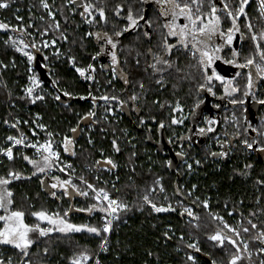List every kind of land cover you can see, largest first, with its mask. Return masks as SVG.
<instances>
[{
  "label": "snow or ice",
  "instance_id": "snow-or-ice-1",
  "mask_svg": "<svg viewBox=\"0 0 264 264\" xmlns=\"http://www.w3.org/2000/svg\"><path fill=\"white\" fill-rule=\"evenodd\" d=\"M14 2L15 0H0V11L9 10ZM253 2L255 16L249 15L248 12ZM33 9H38L41 14L37 16ZM20 11L16 8L10 18L0 19V34L7 37L3 40L4 46L18 53L26 63V83L22 88L23 95L18 97L19 100L36 105L38 102H46L48 97L52 96V93L46 90L45 80L35 69L38 56L44 62L43 68L46 73L52 71L50 59L59 61L63 58L80 78L94 84L99 83L95 63L81 66L74 52L77 45L84 49L86 40H94L98 46L96 53L87 57L88 59L95 62L101 57H107L109 60L107 66L101 65V71H108L111 74L107 81L111 92L96 96L89 91L87 97H79L81 100L90 99L92 108L83 115L77 113L79 119L76 126L68 129L71 135L64 134L60 140H56L60 133L49 130V127L41 122L42 117L38 113L34 120L16 119L14 122L4 120V124L16 130V134L5 137L4 145H0V156L13 162L17 158L16 152L20 151V158L31 165L33 171L31 176L25 177L21 172L10 168L6 174L0 175V264H41L43 257L39 251L33 249L38 247L44 238H50L54 233H59L65 238L76 233H87L98 238V251L82 247L78 251H73L66 259L68 264H101L100 253H108L111 250L110 238L115 231L116 222L122 219V213L132 211L133 207L141 212L147 207L150 214L175 213L177 208H180L182 210L179 215L189 217L190 224L199 221L200 216L192 207L185 204V201L197 191V185L193 184L191 189L185 192L177 184L170 197L163 177H158L152 181L151 186L146 185L142 193H138L137 203L130 206L125 199L113 196V191H120L115 183L111 184V189L107 187L108 181H103L105 186H100L98 173L112 172L120 167L112 155H105L104 150L100 149L101 158L85 166L87 171L97 173L90 177L77 174L72 163H65L62 160V152L76 157L75 146L79 135L85 128L91 133L94 127L99 126L100 133L105 134L103 138H107L109 133L112 136L110 140L112 153H122L120 146L122 137L131 145L133 150L130 151L127 160L133 161L137 157L134 150L136 144L132 143L135 137L129 140L127 138L130 133L127 129L109 127L112 124L109 117H115L117 112L130 108L131 112L137 114V126L146 128L149 134L153 132V125L159 133H163L165 129L172 130L167 142L179 148L175 151V156L185 165L186 173L192 174L194 165L201 167L206 160L192 157L191 145L189 150H185L184 142L191 141L192 137L177 133L175 128L184 126L189 119L196 121L198 110L204 104V100L200 98L201 93L216 96L214 89L219 84L223 89V95L219 99L227 97L233 106L245 105L249 97L256 104L264 106V99L258 98L256 94L260 82H264V0H235V3H230L229 0H60L59 3L57 0H38V3L33 2L28 9L31 14L27 22ZM76 16L80 17L81 25H87L89 29L79 37L75 33L81 25L76 24L74 20L69 23L72 17ZM225 22L229 25L227 28L224 27ZM241 23L247 29V35L241 31ZM69 27L72 28L71 33L68 31ZM126 35L134 37L127 44L123 40ZM235 43L249 45V54L244 56L242 63L239 59L241 51L234 46ZM65 45L68 46L66 50ZM49 49L51 56L46 52ZM225 49L230 51L231 59H224L221 55ZM222 60L240 71L235 72L231 78L222 75L216 67L217 62ZM11 63L15 68V60ZM7 68L8 64L0 61V71ZM241 75L245 77L246 82L242 98H238L241 88L237 84V79ZM117 80L125 86L120 94H116L113 87V82ZM146 80L149 81L147 85ZM49 82L57 93L52 96L54 100L61 101V94L64 97L73 95L58 87V79ZM184 83L191 84L196 95L195 102L187 114L180 99L173 102L159 98L149 100L150 92H165L170 85L175 95L178 86ZM0 86L7 88L4 82H0ZM191 90L190 88V93ZM141 104L148 109L147 117L140 114ZM213 107L218 109L221 105L215 104ZM100 108L103 109L102 116H98ZM157 112L163 118L158 119ZM247 112L248 109L244 108L245 114L242 117L233 112L230 118H225V123L234 126V132L229 138V133L225 129V140L216 137V143L224 150L210 151L207 155L226 159L238 142L245 152L264 156V118H261L258 127L254 126L246 115ZM204 123L206 127L189 128L188 131H196L201 137L216 133L214 125L219 123L218 120L205 116ZM21 124L28 126L30 135L21 129ZM117 132L120 133L119 136ZM87 143L89 145L95 143L90 134ZM28 149L33 151V156L25 154V150ZM88 156L91 157V153H88ZM189 159L191 163L188 162ZM165 167L173 168V160L168 159ZM253 168L252 163H245L242 170L233 169V173L248 180ZM53 170L62 173L64 178L52 174ZM130 171L133 175L129 176L128 187L135 184V167H131ZM38 175L50 176V185L47 179L40 180L42 187L60 191L59 197L56 191H52L50 195L53 198L72 197L75 194L92 202L80 208L69 207L62 212L59 210L50 212L43 207L33 210L34 205H25L27 197L18 205L13 189L14 182L30 180L32 176ZM116 180H119V176ZM253 186L260 192V196L254 201L257 207L255 210L250 208L247 216L235 207L228 211L229 217L237 215L240 217L235 224L229 223L217 213L211 211L208 213L217 227L207 236V240L213 242L214 247L221 249L227 257V264H264V204H262L264 173L254 180ZM157 196L162 197L166 203L158 202ZM172 198L177 200L175 206L171 203ZM239 203L241 206L244 205L243 200ZM192 204L205 210L210 208L209 199L201 200L199 196L192 200ZM224 206L225 209L228 208L227 203ZM73 211L87 213L89 217L98 213L99 221L96 224L72 223L69 214ZM30 218L32 222H29ZM195 227L199 228V223ZM171 232L169 228L163 233L166 242L172 239ZM179 240H184L183 235ZM184 247L190 251L185 252L183 264H200L197 257V254H202L199 240L189 242ZM5 249L8 250L7 253ZM48 253L49 247H44L43 255L47 256ZM146 255L152 257L153 253L147 251ZM119 258L117 255L116 259ZM211 264L218 262L213 259Z\"/></svg>",
  "mask_w": 264,
  "mask_h": 264
},
{
  "label": "trees",
  "instance_id": "trees-1",
  "mask_svg": "<svg viewBox=\"0 0 264 264\" xmlns=\"http://www.w3.org/2000/svg\"><path fill=\"white\" fill-rule=\"evenodd\" d=\"M33 2L38 0H15L12 7L6 11H0V19L5 17H11L15 12L16 8H19L20 14L25 17L27 22L28 16L31 14L28 9ZM60 0H57L59 3ZM230 3H235V0H229ZM36 15H40L41 12L38 9H33ZM249 15L255 16V2L248 9ZM72 20L76 24L81 25L80 17H72L69 21L71 24ZM15 23V21H12ZM255 22V21H254ZM38 23V21H37ZM229 25L225 22L224 27L227 28ZM259 27V25H257ZM87 25H81L76 31L77 37L88 31ZM96 30V29H93ZM68 31L71 33L72 28L69 27ZM241 31L247 35V29L244 28L241 23ZM7 37L0 34V61L8 64L6 70L0 71V82L7 84V88L0 86V145H4L5 137L8 135H15L16 130L10 128L4 124V120L14 122L16 119L23 120H34L37 113L42 117L43 123H45L49 130L60 133L56 137V140H60L64 134H69L68 129L74 127L79 119L77 113L80 115L85 114L92 108L90 99L81 100L79 97L89 95V91L93 95L99 96L106 92H111V88L108 87L107 81L111 78V75L107 71H101V64L97 61L93 62L87 57L94 55L98 50V46L94 40H86V47L81 49L78 45L74 48V52L77 55L78 61L81 66H86L88 63H95L97 68L96 78L99 83H92L85 81L78 76L74 69L63 59L59 61L50 59L49 64L52 69L51 73H47L45 77V87L48 92L55 96L57 93L53 90L52 84L49 82L52 79H58V87L61 90H67L73 95L70 97H64L61 94V101H56L49 96L47 101L44 103L38 102L36 105H32L21 101L18 97L23 95L22 88L26 83V63L24 58L13 50L8 49L4 46L3 40ZM132 35H126L123 40L127 44L129 40H133ZM250 45V41H249ZM249 45L241 44L239 50L241 51L240 62H243L244 56L249 54ZM147 47V45H144ZM67 45L64 46V50L67 49ZM47 54L51 56V50H46ZM227 59H231V53L227 49L225 54ZM15 60L16 67H12V61ZM186 63V61H184ZM44 63V62H43ZM37 71V70H36ZM38 72V71H37ZM109 75V76H108ZM175 81H173L174 83ZM245 77L241 75L237 79V84L241 88V92L238 94V98H242L243 86L245 84ZM146 85L149 81H145ZM116 94H120L122 89L125 87L119 80L113 82ZM191 93L189 92V89ZM216 95H223V89L217 84L214 89ZM11 93V96H9ZM257 97L264 99V82H260ZM204 96L201 93L200 98ZM126 98V94H125ZM167 99L173 102L176 99H180L185 107V114H187L194 104L196 95L195 89L189 83H184L178 86V90L173 95L171 85L169 89L162 93H156L155 91L149 93V100L151 99ZM102 103V102H101ZM68 105V107H64ZM142 112L141 115L147 117L148 109L143 107L141 104ZM244 108L248 109L246 115L254 126H259L261 118H264V106L256 104L251 97L247 99L245 105H236L227 109L224 113V120L221 126H218V131L215 135L210 137L207 142L200 141V144L193 145L190 141L184 142L185 150H189L192 157L196 159L206 160L201 167L194 165V171L192 174L186 173V167L180 160L173 168L169 169L165 167V162L168 159L173 160L170 153L178 151L175 145H171L172 152L167 149L165 153H160L151 144L147 143V130L146 128H139L136 124L137 114L129 117L125 109L123 112H117L115 117H109L112 124L109 126L118 129H127L130 136L127 139L135 137L132 143L136 144L134 149L137 152V157L133 161L129 162L127 156L129 155L131 145L125 142L122 137L120 146L122 148L121 154H114L111 151L110 140L112 139L111 134H107V138H103L105 134L100 133L99 126H96L89 133L88 129L79 135L78 142L75 146L77 152L76 157H71L68 154L62 152V155L71 160L79 174L88 175L90 177L97 173L87 171L86 165H90L94 160L100 159V149L104 150L105 155H112L113 158L118 162L120 167L112 172H100L101 184L105 186L103 181H108L107 187L111 189V184L115 183L116 187L120 189L119 192L113 191V196H119L126 200L129 205H135L137 203L138 193H142L143 188L152 185V181L158 177H163V183L167 189L168 195L171 197L174 186L179 184L185 192L191 189L193 184L197 185V191L191 198L185 201L186 206H190L200 216L199 221H193L189 223V217H181L179 212L182 210L177 208L175 213H151L150 210L145 207L144 211L137 210L136 207L132 208V211L121 214L122 219L116 222L115 231L111 235V250L108 253H100L101 264H183L185 252L187 250L184 246L189 242L199 240L202 248V254H197L200 264H211V260H217L218 264H227V257L221 251V249L214 247L213 242L207 240V236L212 234L217 224L211 220L208 213L209 211L217 214H222L228 218L227 212L233 210V208L243 211L247 216L250 208L256 209L254 203L255 199L260 196L253 186L254 180L261 174L264 173V156L258 155L252 152H245L239 143L231 149L229 156L226 159L212 158L207 155L210 151H221L218 149L215 136L219 137L220 140H225L224 132L225 129L229 133V138L234 132V126L231 123H225L226 117H231L232 113L235 112L237 116H243ZM157 118L161 119L157 112ZM103 115V109H98V116ZM165 116L167 113L164 114ZM118 121V123H117ZM191 119L185 122L184 126L176 127L175 131L181 135L188 136V129L190 127ZM83 127V125H81ZM21 129L29 133L27 125L21 124ZM155 128V125H153ZM166 138L172 135L171 129L164 130ZM91 135L95 141L94 145L87 143L88 135ZM30 135V133H29ZM119 136L120 133L117 132ZM254 135V134H252ZM43 138V134H41ZM206 143V144H205ZM91 153V157L88 156ZM28 155V154H27ZM16 160L13 162H0V175L6 174L10 168L21 172L23 176L28 177L32 175V167L24 160L20 158V151L16 152ZM175 156V155H174ZM31 157V156H30ZM151 157V160H149ZM191 163V159L188 161ZM245 163H252L254 168L251 171V177L245 180L239 175H234L233 169L242 170V166ZM135 167L136 174L134 176L135 184L132 187H128L130 181L129 176H132L130 169ZM54 175H60L53 173ZM62 178L64 176L60 175ZM119 176V180L116 177ZM41 179H50L42 175L32 176L30 180L22 179L15 181L13 189L16 193L17 204L21 202L24 197L28 199L25 201V205H34L33 210H39L41 207L52 211H63L69 207L80 208L86 206L92 201L85 200L82 197L73 194L72 197H61L60 199L53 198L50 195V190L46 187H42L40 184ZM57 192V196H60V191L53 189ZM199 196L201 200L209 199L210 208L205 210L202 207H197L192 204V200ZM157 201L160 203H166L162 200V197L157 196ZM240 200L244 201V205H240ZM171 203L175 206L177 204L176 198L171 199ZM227 203L228 208L225 209ZM264 204V200H262ZM238 216V215H237ZM100 214L96 213L89 217L87 213L71 212L69 219L72 223H91L96 224L99 221ZM239 217V216H238ZM31 221V218L29 219ZM199 223L200 227L196 228L195 225ZM155 225V227H153ZM171 228L172 239L165 241L163 233ZM183 235L184 240L180 241L179 237ZM119 241V244H117ZM78 242V245H77ZM99 239L93 237L87 233H76L70 234L68 237H62L59 233H54L50 238H44L38 247L34 248L33 251H39L43 260L41 264H68L67 257L73 254V251H78L82 247H87L91 250H97ZM49 247V253L47 256L43 255V248ZM180 248V251H176ZM6 253L7 249L4 250ZM147 251L153 253L152 257L146 255ZM207 254V255H204ZM119 255V260L116 259Z\"/></svg>",
  "mask_w": 264,
  "mask_h": 264
},
{
  "label": "flooded vegetation",
  "instance_id": "flooded-vegetation-1",
  "mask_svg": "<svg viewBox=\"0 0 264 264\" xmlns=\"http://www.w3.org/2000/svg\"><path fill=\"white\" fill-rule=\"evenodd\" d=\"M237 40L239 41V34H237ZM234 46H235V44H234ZM239 46H240V43H237L235 47H237L239 49ZM226 51H227V49H225L224 53L221 54L224 57V59H227L225 56ZM98 62L101 65L107 66L109 63V60L107 57H101L98 60ZM217 63H224V62L222 60V61H218ZM226 65H228V64H226ZM231 66L233 67L234 71L231 73V76L227 77V78H231L235 72L240 71L239 69L235 68L233 65H231ZM108 73H109V75H111L110 72H108ZM220 96H222V95L212 96L210 94H204V96L202 98L204 100V104L201 106V109L198 110V115H197L196 121L193 122L191 120L189 128L206 127V125L204 123V117L207 116L211 119H216L219 121V123L217 125H214V127H216V129L218 131V128H219L218 126H221L222 121L224 120L225 111L232 107V105L229 103V98L226 97L225 99L221 100V99H219ZM215 104H220L221 107L218 109L214 108L213 105H215ZM126 112H127L129 117H132L133 115H135V113L131 112L130 108H128L126 110ZM217 131H216V133H217ZM216 133H209L206 136L201 137L196 133V131H193V132H189L188 136L192 137V140L190 142L193 145H198V144H200L201 140L207 142L208 140H210V137L212 135H215ZM149 135H151V139H149ZM216 137L217 136H215V138ZM167 141H168V139L166 138L164 131H163V133L156 132L155 128L153 127V132L151 134H149L147 132V143L154 146L157 149V151H159L160 153H165L167 151V149L172 152L173 149H172L171 145L168 144ZM217 146H218V149H220L221 151L224 150V148H222L220 144H217ZM218 152H220V151H218ZM170 154H171L172 158L174 159L173 165H175L178 161H180V158L174 156L175 155L174 153H170ZM175 167H176V165H175Z\"/></svg>",
  "mask_w": 264,
  "mask_h": 264
},
{
  "label": "water",
  "instance_id": "water-1",
  "mask_svg": "<svg viewBox=\"0 0 264 264\" xmlns=\"http://www.w3.org/2000/svg\"><path fill=\"white\" fill-rule=\"evenodd\" d=\"M237 43H235L236 46ZM38 63L35 66V69L38 71V73L41 75V77L45 80V77L47 75L46 70L43 68V60L41 57L38 56L37 58ZM217 70L226 77H230L231 73L234 71L233 67L231 65H226L224 63H217L216 64ZM49 182V185L51 183V180L47 179ZM50 190V192L53 191L50 187H46Z\"/></svg>",
  "mask_w": 264,
  "mask_h": 264
},
{
  "label": "built area",
  "instance_id": "built-area-1",
  "mask_svg": "<svg viewBox=\"0 0 264 264\" xmlns=\"http://www.w3.org/2000/svg\"><path fill=\"white\" fill-rule=\"evenodd\" d=\"M41 139H43V138H41ZM25 154H28L29 156H33V151H32L31 149L25 150ZM61 158H62V160H63L65 163H72V164L74 165V163H73L71 160L65 158L63 155H62ZM0 162H9V161H8L5 157L0 156ZM74 166H75V165H74ZM75 168H76V166H75ZM76 170H77V174H79L77 168H76ZM53 173L60 174V175L63 176L62 173L56 172L55 170H53Z\"/></svg>",
  "mask_w": 264,
  "mask_h": 264
},
{
  "label": "rangeland",
  "instance_id": "rangeland-1",
  "mask_svg": "<svg viewBox=\"0 0 264 264\" xmlns=\"http://www.w3.org/2000/svg\"><path fill=\"white\" fill-rule=\"evenodd\" d=\"M31 166V165H30ZM32 167V166H31ZM209 210V209H208ZM232 211V210H231ZM219 215H221V216H223L224 218H225V220H227L229 223H231V224H235L236 223V221L237 220H239L240 219V217H238V216H233V217H229L228 216V218L226 217V216H224V215H222V214H219Z\"/></svg>",
  "mask_w": 264,
  "mask_h": 264
}]
</instances>
